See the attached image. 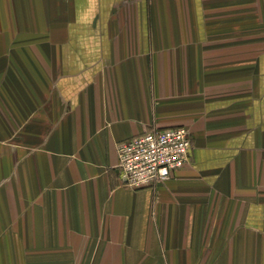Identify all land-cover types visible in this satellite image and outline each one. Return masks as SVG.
I'll return each instance as SVG.
<instances>
[{"label": "crops", "instance_id": "obj_1", "mask_svg": "<svg viewBox=\"0 0 264 264\" xmlns=\"http://www.w3.org/2000/svg\"><path fill=\"white\" fill-rule=\"evenodd\" d=\"M177 127L191 164L124 186ZM0 264H264V0H0Z\"/></svg>", "mask_w": 264, "mask_h": 264}, {"label": "built area", "instance_id": "obj_2", "mask_svg": "<svg viewBox=\"0 0 264 264\" xmlns=\"http://www.w3.org/2000/svg\"><path fill=\"white\" fill-rule=\"evenodd\" d=\"M192 150L191 132L186 127L154 129L122 142L118 147L121 182L136 190L165 183L191 164Z\"/></svg>", "mask_w": 264, "mask_h": 264}]
</instances>
